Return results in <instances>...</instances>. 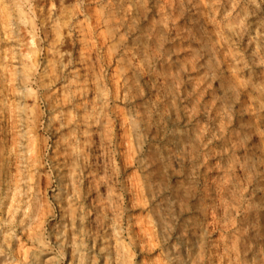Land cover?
Returning <instances> with one entry per match:
<instances>
[{
    "label": "clouds",
    "instance_id": "1",
    "mask_svg": "<svg viewBox=\"0 0 264 264\" xmlns=\"http://www.w3.org/2000/svg\"><path fill=\"white\" fill-rule=\"evenodd\" d=\"M0 264H264V0H0Z\"/></svg>",
    "mask_w": 264,
    "mask_h": 264
}]
</instances>
